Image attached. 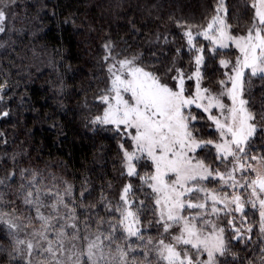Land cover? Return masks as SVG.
Wrapping results in <instances>:
<instances>
[{
  "label": "trees",
  "instance_id": "16d2710c",
  "mask_svg": "<svg viewBox=\"0 0 264 264\" xmlns=\"http://www.w3.org/2000/svg\"><path fill=\"white\" fill-rule=\"evenodd\" d=\"M219 0H17L6 31L0 33V84H6L0 92V213L14 215L23 224L33 216L30 206L24 203L28 180L36 177L42 191H59L71 186L72 197L84 206L96 205V211L77 208L80 230L83 235L96 233L98 217L118 221L119 214L109 215L101 206V197L119 202L124 185L131 183L136 197L145 200L148 210L141 215L145 240L164 239L171 242V234L156 225L151 211V201L146 199V186L136 177L122 174L123 153L119 147L131 149L130 140H122L110 129L94 126L90 121L101 115L105 105L98 97L110 87L109 64L118 60L136 58L146 71L162 75L166 67L193 71L192 57L183 37L180 24L203 30L213 15ZM252 0H224L227 12L221 13L231 26L232 35H244L251 26L254 10ZM111 43V59L105 44ZM198 46L209 47L202 36ZM177 49H180L177 52ZM238 51L234 45L221 50L215 60L208 62L202 86L218 92L223 72L218 61H234ZM170 84L171 81H167ZM195 81H187L186 88L194 90ZM245 98L252 110L258 112L264 106V79L251 77L246 72ZM199 111V110H197ZM210 122L201 120L200 139L217 140ZM264 135V134H262ZM260 140H257V144ZM199 158L216 167L214 150H197ZM217 163V165H215ZM137 165L140 176L151 174V166ZM14 173L10 178V174ZM211 180V179H210ZM209 180V181H210ZM212 188H218V180ZM87 192L81 200L80 193ZM48 202L47 200L45 201ZM71 206V205H70ZM222 207V206H219ZM210 212V211H209ZM246 226L252 225L251 240H229L232 229L226 221L231 216L223 213L217 219L207 216L224 227L225 242L229 253L217 258V264H264V238L259 233L256 211H245ZM88 220L87 227L84 221ZM236 220V219H235ZM243 224V225H244ZM34 228L39 222L33 219ZM236 225L239 222L236 220ZM107 225H101L104 231ZM122 243V241H121ZM84 241H77L81 248ZM134 253L139 264H164L155 254L145 252L151 246L136 241ZM182 246H178V250ZM12 242L7 228L0 225V264H18L9 255ZM204 257V256H202ZM132 257L130 256V259Z\"/></svg>",
  "mask_w": 264,
  "mask_h": 264
},
{
  "label": "snow or ice",
  "instance_id": "6c2138e0",
  "mask_svg": "<svg viewBox=\"0 0 264 264\" xmlns=\"http://www.w3.org/2000/svg\"><path fill=\"white\" fill-rule=\"evenodd\" d=\"M16 3L17 0H0V33L6 31ZM250 7L254 10L253 21L244 35L231 34V26L221 15L227 12L224 0H219L216 14L203 30L179 25L185 29L183 37L188 51L194 53L191 73L173 62L162 75H157L138 67L135 57L108 66L110 87L98 97L105 105L104 111L90 123L131 141L132 151L123 143L119 145L123 153L122 174L138 178L149 190L146 199L151 201L155 223L164 233L179 226V233L171 235V242L145 240L141 215L148 210V205L136 197V192L142 189H134L131 183L124 185L115 205L101 197L105 212L118 213L119 220L98 217L97 232L83 235L76 209L94 212L96 205L84 206L74 199L66 202L65 197H72L71 186L63 195L59 191H42L33 176L27 182L29 190L24 197V203L35 214L27 217L28 224L6 219L9 214L0 213V225L7 228L13 245L9 253L13 260L18 264H139L133 255L139 249L133 244L140 241L146 247L151 246L145 252L146 259L152 252L164 264H217L218 257L229 253L226 229L207 216L217 219L222 213L232 216L233 219L226 221L232 229L229 240L246 244L251 240L252 226L238 227L235 220V213H240V224L246 223V205L259 207V228L264 234V106L254 112L250 100L245 98V70H249L251 77L264 79V0H252ZM200 36L209 42V47L197 45ZM230 44L240 55L234 61L219 59L220 68L226 71L218 81L220 91L214 93L202 86L204 73L208 62L215 60ZM104 48L108 53L104 60L108 61L112 58L113 46L108 43ZM187 81H195L194 91L186 88ZM5 87L6 84H0V92ZM124 94L129 98L124 99ZM0 115L7 117L9 113ZM201 120L210 122L208 126L217 133V140L199 138L200 129L196 125ZM198 149L214 150V158L224 170L206 164L197 155ZM141 161L144 162L141 166L153 168L151 174L140 176L137 165ZM248 173H255V178L249 179ZM210 179L218 180L221 188L232 191H225L223 195L210 191L203 184ZM240 189H250L247 199ZM86 192L87 189L80 193L81 200ZM186 210H195V214L184 215ZM33 219L39 222V228L33 227ZM88 222L84 221L86 227ZM105 224L107 228L100 231L99 227ZM81 240L85 244L78 248L77 241ZM178 246L182 247L178 250ZM202 253H206V260L200 258Z\"/></svg>",
  "mask_w": 264,
  "mask_h": 264
},
{
  "label": "rangeland",
  "instance_id": "374dc122",
  "mask_svg": "<svg viewBox=\"0 0 264 264\" xmlns=\"http://www.w3.org/2000/svg\"><path fill=\"white\" fill-rule=\"evenodd\" d=\"M237 36H240V35H237ZM231 45V44H230ZM237 49V48H236ZM237 51H238V55H240V53H239V50L237 49ZM237 55V56H238ZM236 59V58H235ZM119 61V60H118ZM115 63H116V61H115ZM137 66H138V64H137ZM138 67H140V66H138ZM248 70L246 69L245 70V73L247 72ZM204 87V86H203ZM194 90H195V86H194ZM193 90V91H194ZM220 91V90H219ZM218 91V92H219ZM214 92V91H213ZM214 93H216V92H214ZM129 97H128V95L127 94H124V99H128ZM224 102L225 103H229L230 104V101L227 99V98H224ZM216 110H214V112H215ZM133 145H132V147H131V149H129V151H132L133 150ZM215 165H217V163L215 164ZM213 168H219L221 171H223L224 169H223V167L220 165V164H218L216 167H214V166H212ZM248 177H249V179H252V178H255V173H248ZM237 178L239 179L240 177H239V174L237 175ZM212 180H210L209 182H211ZM241 182H243V181H241ZM203 184H204V186L205 187H207L210 191H218L219 192V194L220 195H223V193L225 192V191H228V192H231L232 190L231 189H226V188H221V184H220V182L218 183V188L217 189H215V188H212V182L210 183V184H208V186H206L205 184H206V181L205 182H203ZM239 192L242 194V196L244 197V199H247L248 198V196H249V192H250V189L249 190H245V189H240L239 190ZM193 202H196V200L194 199L193 200ZM201 202H202V197H201ZM219 206H222V205H218V207ZM208 207H209V211H210V207H211V201H209L208 202ZM223 207V206H222ZM254 210V211H256V213H257V215H258V219H259V225H260V215H259V207L257 206V208H252L251 207V205H246L245 206V211H247V210ZM184 215H194L195 214V210H186L184 213H183ZM212 217H214V216H212ZM244 217H245V219H246V216H245V212H244ZM7 218H12V219H15L16 221H17V223H22V222H20L19 221V219H17V217H15L14 215H11V214H9V217H6V219ZM231 219H233V217L231 216ZM235 219L239 222V226L238 227H243V228H245V229H247L248 227H249V225H241L240 224V219H241V214L240 213H235ZM23 224V223H22ZM252 226V225H251ZM253 228V227H252ZM258 230H259V233H260V235L264 238V234H262L261 232H260V228H258ZM179 233V226H175L173 229H171L170 230V233H168V235L169 234H171V235H176V234H178ZM20 238H24V235L23 234H21V237ZM202 256H204V257H202ZM200 258L201 259H203V260H206L207 259V255H206V253H202L201 254V256H200Z\"/></svg>",
  "mask_w": 264,
  "mask_h": 264
}]
</instances>
